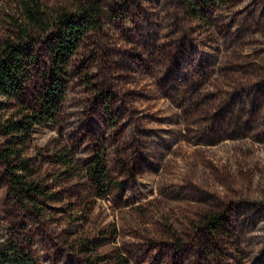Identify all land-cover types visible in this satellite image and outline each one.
Returning <instances> with one entry per match:
<instances>
[{
	"label": "rangeland",
	"instance_id": "rangeland-1",
	"mask_svg": "<svg viewBox=\"0 0 264 264\" xmlns=\"http://www.w3.org/2000/svg\"><path fill=\"white\" fill-rule=\"evenodd\" d=\"M39 1L51 14L84 0ZM101 4V26L68 62L57 123L35 127L26 149L59 200L21 207L0 160V240L36 264H84L83 238L124 264H264V0L205 6V20L185 0ZM16 22L20 0H0V39ZM28 30L40 70L51 35ZM100 147L121 183L103 197L53 155L65 148L82 168ZM205 210L226 216L223 232L201 228Z\"/></svg>",
	"mask_w": 264,
	"mask_h": 264
},
{
	"label": "trees",
	"instance_id": "trees-1",
	"mask_svg": "<svg viewBox=\"0 0 264 264\" xmlns=\"http://www.w3.org/2000/svg\"><path fill=\"white\" fill-rule=\"evenodd\" d=\"M226 0H185L188 13L205 20V6L224 4ZM24 23H15L16 37L0 39V160L9 184L8 193L31 212L41 214L45 202L58 201L39 177L36 164L26 154L35 127L55 125L67 91L68 62L82 38L101 26V0H84L75 8L60 7L48 14L39 0H20ZM39 28L51 35L47 41V63L38 67L36 38L29 32ZM55 159L68 173L75 169L85 176L98 195L103 197L112 186H121L110 174L103 147L78 168L65 148L55 149ZM42 203V204H41ZM198 224L207 232H223L226 216L217 210H205ZM198 225V226H199ZM98 239V238H97ZM83 238L74 247L83 255L84 264H124L126 259L115 252L107 259L97 251L100 242ZM0 264H36L31 250L16 239L0 240Z\"/></svg>",
	"mask_w": 264,
	"mask_h": 264
}]
</instances>
